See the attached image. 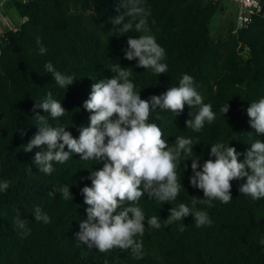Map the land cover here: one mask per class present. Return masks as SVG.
Masks as SVG:
<instances>
[{"label": "trees", "instance_id": "obj_1", "mask_svg": "<svg viewBox=\"0 0 264 264\" xmlns=\"http://www.w3.org/2000/svg\"><path fill=\"white\" fill-rule=\"evenodd\" d=\"M221 2L144 0L151 11V34L166 51L163 62L168 71L156 75L123 58L127 35L140 34H122L110 22L118 14L119 0H12L20 21L0 38V182H9V188L0 192V264H105V260L108 264H264V245L259 243L264 238V198L253 200L241 194L243 180L230 182V203L216 200L211 208L196 205L208 213L210 227L197 228L191 216L164 226L172 207L180 203L192 207V196L203 198V191L189 183L191 159L186 170L182 162L176 172L183 186L175 201L162 204L146 194L139 201L146 217L145 232L136 238L142 239L145 255L136 260L130 250L101 253L76 241L79 221L86 219L88 207L80 189L91 186L90 180L81 177L99 170L102 163L73 154L64 164L54 162L55 171L46 175L32 162L38 149L23 151L38 130L32 111L35 101L51 91L66 112L55 120L49 117V123L68 127L78 138L79 127L89 124L90 113L83 103L91 85L114 75L110 68L119 63L132 71L130 79L144 100L178 86L182 74L194 78L197 91L216 113L213 123L206 122L199 133L186 128L191 111L187 105L178 117L164 111L159 113L163 119L156 120L153 112L148 122L162 129L169 145L178 136L198 142L190 158L199 157L201 165L214 143L229 144L243 153L256 139L264 141V134L257 136L250 127L246 112L251 102L264 98V13L253 16L243 29L234 32L233 23L224 36L213 37L209 24L217 12H223ZM260 2L264 8V0ZM37 37L47 48L45 55H39ZM49 61L57 70L73 75L74 84L59 87L44 69ZM226 102L230 108L224 116L219 110ZM36 112L44 114L42 109ZM238 159L243 161V155ZM62 185L70 187L73 200H64L59 193L48 195ZM36 207L50 217V223L35 221ZM18 214L26 222L24 229L16 224ZM151 216H159L160 229L147 225ZM28 229L30 233L24 235Z\"/></svg>", "mask_w": 264, "mask_h": 264}, {"label": "clouds", "instance_id": "obj_2", "mask_svg": "<svg viewBox=\"0 0 264 264\" xmlns=\"http://www.w3.org/2000/svg\"><path fill=\"white\" fill-rule=\"evenodd\" d=\"M115 11L118 13L110 19L112 25L122 34L135 32L138 36L127 35V47L121 49L123 58L136 61V68L150 69L153 74H165L168 71L166 51L151 34L148 17L151 11L144 5V0H119ZM123 36V35H122ZM39 55H45L47 48L36 38ZM44 69L50 73L56 84L65 88L74 84V76L65 74L55 68L51 61L45 63ZM111 77L99 79L91 85L88 98L83 108L90 113L89 124L79 127V136L74 138L64 126H53V120L64 116L66 109L60 101L53 98L49 91L43 100L35 101L32 111L36 118L37 132L24 145V152L38 149L33 163L39 172L51 175L54 162L64 164L78 154L83 161L102 163L99 170H89L88 179L91 186L85 184L80 189L84 198L86 219H80L79 231L75 233L78 246L95 248L101 253H108L114 248L122 252L130 250L134 259L144 258L142 239L145 232V214L139 206L140 199L147 195L149 199L164 204L175 201L180 194L182 183L178 180L176 169L184 163V170L191 159L192 175L189 176L191 187L203 191V198L192 196L191 205L180 203L172 207L164 226L191 216L197 228L211 226L208 213L196 208L198 204L213 207V201L228 204L232 200L231 181L243 180L238 191L253 200L264 198V141L256 139L243 153L229 144L217 142L211 145L209 158L201 165L199 157L190 158L195 142L190 137L178 136L175 143L163 139L162 129L156 123H150V114L156 112L155 119L162 120L160 112L171 111L175 117L181 115L185 105L191 109L186 119V128L199 133L205 123L211 124L216 113L210 103H205L197 91L194 78L182 74L178 86H171L159 95H152L147 100L141 99L140 92L130 79L132 71L114 64L110 68ZM230 105L226 102L220 113L226 116ZM42 109L44 114L36 112ZM195 109V111H192ZM249 125L255 129L257 136L264 134V98L250 103L246 109ZM45 113L48 115L46 116ZM21 136L25 135L19 130ZM67 146V151H65ZM243 155V161L238 157ZM96 163V164H97ZM31 171V168H29ZM9 188V182H0V192ZM59 193L64 200H73L68 185L53 187L49 196ZM19 212V210H18ZM35 221L50 223V217L36 207ZM16 224L26 227L25 220L18 214ZM147 225L160 229L159 216L147 218ZM181 224L179 231H184ZM30 233L28 229L24 235ZM259 243L264 245V238ZM105 264L108 261L105 260Z\"/></svg>", "mask_w": 264, "mask_h": 264}, {"label": "built area", "instance_id": "obj_3", "mask_svg": "<svg viewBox=\"0 0 264 264\" xmlns=\"http://www.w3.org/2000/svg\"><path fill=\"white\" fill-rule=\"evenodd\" d=\"M8 1V0H4ZM29 1V0H23ZM237 7L236 21L234 32L245 28L251 21L253 16L264 13V8L260 0H228ZM4 30L0 25V38L4 34Z\"/></svg>", "mask_w": 264, "mask_h": 264}, {"label": "rangeland", "instance_id": "obj_4", "mask_svg": "<svg viewBox=\"0 0 264 264\" xmlns=\"http://www.w3.org/2000/svg\"><path fill=\"white\" fill-rule=\"evenodd\" d=\"M2 2L5 1L0 0V3ZM221 5L223 7V12H217L213 16L209 24L211 35L213 37L224 36L226 33V29L230 25H233V23L235 24L236 21V5L232 2H229L228 0H222Z\"/></svg>", "mask_w": 264, "mask_h": 264}, {"label": "crops", "instance_id": "obj_5", "mask_svg": "<svg viewBox=\"0 0 264 264\" xmlns=\"http://www.w3.org/2000/svg\"><path fill=\"white\" fill-rule=\"evenodd\" d=\"M19 21L20 18L15 11L12 0L0 3V25L2 26L4 32L15 28Z\"/></svg>", "mask_w": 264, "mask_h": 264}]
</instances>
